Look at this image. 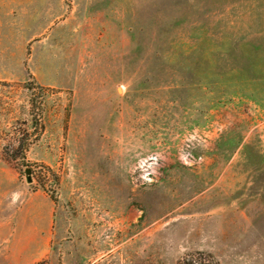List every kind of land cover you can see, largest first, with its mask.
I'll return each mask as SVG.
<instances>
[{
  "label": "rangeland",
  "instance_id": "374dc122",
  "mask_svg": "<svg viewBox=\"0 0 264 264\" xmlns=\"http://www.w3.org/2000/svg\"><path fill=\"white\" fill-rule=\"evenodd\" d=\"M31 196L35 264H264V0H0V205Z\"/></svg>",
  "mask_w": 264,
  "mask_h": 264
},
{
  "label": "crops",
  "instance_id": "0c3cea01",
  "mask_svg": "<svg viewBox=\"0 0 264 264\" xmlns=\"http://www.w3.org/2000/svg\"><path fill=\"white\" fill-rule=\"evenodd\" d=\"M28 201L0 205V264H35L50 248L56 207L49 199L39 203L31 196Z\"/></svg>",
  "mask_w": 264,
  "mask_h": 264
},
{
  "label": "trees",
  "instance_id": "16d2710c",
  "mask_svg": "<svg viewBox=\"0 0 264 264\" xmlns=\"http://www.w3.org/2000/svg\"><path fill=\"white\" fill-rule=\"evenodd\" d=\"M14 135L11 142L6 144L3 155L6 159L24 158L29 149L30 136L33 134L26 129H17L13 131ZM43 261L37 264H42ZM181 264H221L213 255L204 252H197L190 258L185 259Z\"/></svg>",
  "mask_w": 264,
  "mask_h": 264
},
{
  "label": "water",
  "instance_id": "95a60500",
  "mask_svg": "<svg viewBox=\"0 0 264 264\" xmlns=\"http://www.w3.org/2000/svg\"><path fill=\"white\" fill-rule=\"evenodd\" d=\"M27 172L29 173V172H30V170L28 169V171H27ZM28 179H29V181H31V177H29Z\"/></svg>",
  "mask_w": 264,
  "mask_h": 264
}]
</instances>
